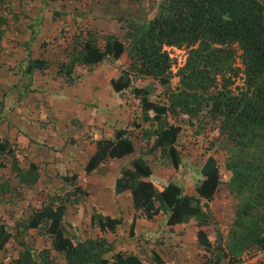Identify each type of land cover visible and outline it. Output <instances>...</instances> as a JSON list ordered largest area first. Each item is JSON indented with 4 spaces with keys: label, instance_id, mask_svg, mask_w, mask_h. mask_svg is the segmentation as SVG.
Masks as SVG:
<instances>
[{
    "label": "trees",
    "instance_id": "1",
    "mask_svg": "<svg viewBox=\"0 0 264 264\" xmlns=\"http://www.w3.org/2000/svg\"><path fill=\"white\" fill-rule=\"evenodd\" d=\"M3 21L0 17V24ZM137 26L138 35L126 43L112 33L99 35V42L89 28L81 29L77 33L80 39L76 37L63 48L56 72L69 83L76 82L74 66L101 61L112 65L124 54V66L108 79L114 92L127 89L135 76L150 77L164 87L176 77L174 86L163 90L162 101L150 100L145 88H130L139 99L143 117L155 123L151 128H139L132 122L148 142L142 153L156 154L160 166L176 169L180 163L176 139L183 125L195 135L210 136L208 146L214 142L223 144L229 153L224 162L231 173L229 183L242 202L234 210L228 251L217 244L215 262L248 264L236 255L264 247V0H157L149 16L134 27ZM165 47L184 50L183 62L176 66ZM33 62L40 68L47 64L42 58ZM133 147V135L127 127L114 129L111 137L94 140V151L84 163V173L89 174L107 158L131 154ZM3 153L8 157L16 186L30 187L38 180V165L28 162L20 166L7 140L0 142V154ZM200 172L203 177L194 187V198L181 195L180 187L152 173L142 157H134L118 169L113 193L128 191L134 209L128 233H133L137 215L150 220L159 213L166 214L165 224L169 226L187 224L192 219L206 223L202 203L212 200L220 179L211 159L202 162ZM75 179L76 174L71 175V193L85 195ZM13 187L9 176L0 179V195ZM199 198L204 201L200 203ZM63 210L64 201L50 196L46 203L30 211L24 223L22 219L14 220L13 227L33 229L44 224V232L50 236V245L59 258L56 264H175L164 261L156 251H151L153 259L147 260L118 250L111 254L110 261L103 257L111 250L104 238L71 240L61 223ZM120 224L119 217L95 211L89 215V225L101 232H114ZM16 233L18 230L12 233L0 221V251ZM196 238L205 239L200 229L196 230ZM19 244L21 248L15 255L9 261L0 259V264H55L48 249L33 255L22 241Z\"/></svg>",
    "mask_w": 264,
    "mask_h": 264
},
{
    "label": "rangeland",
    "instance_id": "2",
    "mask_svg": "<svg viewBox=\"0 0 264 264\" xmlns=\"http://www.w3.org/2000/svg\"><path fill=\"white\" fill-rule=\"evenodd\" d=\"M74 1L73 6H78L79 9L76 12L77 14L70 16L64 13L61 17L63 20L61 29L54 36L49 35L43 40V48H41L40 55L45 58L47 63L45 67L48 66L50 70L53 68L51 71L56 67V62L62 59L63 48L69 45L76 37L80 39L81 36H78L77 33L81 29L89 28L95 33L99 42H101L99 35L102 33H112L124 43L137 36L139 28L134 26L149 16L157 0L133 2L130 0ZM165 49L174 60L176 66L183 62L185 57L184 50L175 47H165ZM124 64L125 55L123 54L112 65L101 61L91 66H74V74L78 77L76 82L72 83H69L64 76L58 73L54 74L55 71H53V74L49 70V72L39 75L37 88H35L37 89V143L41 145L47 154L53 156L57 151L66 153V147L63 148L57 144L52 145L51 139H46L45 143L43 134L53 135L59 133L61 128L66 126L69 127V132L73 133L81 127L83 122L87 124L89 118L94 117L96 114L100 118L101 126L100 128H98V125L93 126L89 133L107 137L108 134L112 136V130L127 127L133 135L134 157L139 156L146 160L150 164L152 171L156 166H159L156 154L146 156L142 153L148 142L142 137L140 130L132 126V122L133 124L136 123L139 128H151L155 126V123L143 117L144 115L138 106L139 99L133 96L130 88H145L148 91L150 100L162 101L163 90L173 87L176 83V77L170 79L168 87L160 86L156 80L150 77H132L127 89H124L121 93L113 94L116 99L121 101L120 106L127 108L124 109L126 110V115H122L119 122H114L113 119H109V116L105 114L108 108L103 106L106 103L105 98H99V94L102 91L98 86L105 88L109 75H112L116 68L118 69ZM97 74H99L98 77ZM25 76L27 77L26 82L22 86V81L17 82L20 76L16 75L14 80H11L14 83V87H12L10 95L4 97L2 92L6 91L5 87L8 85L3 82L5 79L1 80L2 76L0 74V82L2 83V86L0 85L1 122L11 117L13 113L11 108L16 104V93L19 94V97H22L33 89L32 78L26 74ZM40 76L43 78H40ZM88 81H93L97 86L93 90L88 89L86 86ZM8 109H11V111L8 112ZM22 116L25 115L23 114L20 117ZM113 117L114 114H110V118ZM22 131L24 130L22 129ZM28 136L31 137V135ZM67 140H73L72 136ZM210 141V136L195 135L186 125L181 127L176 139V147L183 159V166L189 168L195 164L198 167L205 159H211L212 163L218 167L220 179L218 189L212 200L205 204L202 203L203 210L206 213V223L199 224L198 221L192 219L188 225L185 224L184 229L179 228L177 230L178 233L173 230L167 233L164 230L165 225L163 222L158 225V217H154L151 220L153 225H155L152 236H149L144 227L141 229L140 234L133 236L134 233L131 235L127 234L130 219L126 218V210L124 207L119 206L116 215L122 218V222L115 228L114 232H101L96 227L90 226L89 215L93 211L102 214L110 213V209L106 208L110 206L105 201V198L100 196L101 193L105 194L110 203L120 200L118 195H115L111 189V181L113 177L118 175V169L113 167V162H117V167L119 165L120 168L128 164V157L122 159L107 158L94 171L88 174V176L90 175L88 179L85 181L80 180V187L85 191V195L71 193V188H57L54 180L49 177L48 179L47 177H41L35 194L27 197L30 193L16 186L17 184L12 182L13 177L9 175L10 183L14 187L9 192L4 193V195H0V221L8 225L9 230L13 233L18 230V234L16 233V237L10 239L12 243L9 247L7 246V249L4 248L0 251V259L9 261L12 254H15L21 248L19 241H22V245L28 247L33 255L40 249H48L52 261L55 264L59 262L56 252L50 245V236L44 232V224L33 229H22L21 225L18 228L13 227L14 220L22 219L21 223H24L33 208L39 207L42 203H46L50 196H54L56 201L59 199L64 201L61 223L71 240L75 242L93 237L104 238L111 244V250L103 254V257L110 261L111 254L118 250L125 253H134L138 258L151 260L153 258L150 247H153L164 261L172 260L175 264H216L215 261L218 255L217 244L221 246L224 252L228 251V235L234 210L242 202V199L233 190L234 185L229 183L231 173L224 167V162L229 153L223 144L214 142L208 146ZM91 142L89 141L88 145L92 144ZM81 158L80 156L78 158L80 161L75 164L78 171L81 170L85 159ZM163 172L165 171H155V173L164 177ZM2 177H4V174L0 175V179ZM103 177L106 180L102 181ZM69 193L70 196H68ZM127 210L129 213L131 208ZM110 216L114 217L115 215ZM139 216L137 215V217ZM179 225L181 224H177L178 227ZM197 229L204 233L205 239L199 240L196 238ZM147 237H149L148 241L150 244L142 246L140 241ZM236 258L248 264H264V248L254 247L250 251L238 253Z\"/></svg>",
    "mask_w": 264,
    "mask_h": 264
},
{
    "label": "crops",
    "instance_id": "3",
    "mask_svg": "<svg viewBox=\"0 0 264 264\" xmlns=\"http://www.w3.org/2000/svg\"><path fill=\"white\" fill-rule=\"evenodd\" d=\"M74 2V0H0V17L4 19L0 24V74L2 76L1 80L5 79L3 82L8 85L5 87L6 91L2 92V95L4 97L10 95V91L12 90V87H14V83H12L13 81L11 80H14L16 75L20 76V78L17 79V82L22 81V86L25 85L24 82H26L25 80L27 77L25 74L30 76L33 81V89L30 90V93H27L22 97H19V94L16 93V104L11 108L13 110L11 117L8 113L10 118L4 122L0 121V142L3 140L8 141L9 147L14 151L19 160V165L23 167L26 166L28 162H33L38 165V180L30 187H21L24 191L30 193L27 197L35 194L37 184H40L41 177H47V179L48 177L51 178L54 180V184L57 188L63 189L66 187L71 188L73 186L70 177L71 175L76 174L75 184L81 186L80 180L85 181L90 176L84 173V163L94 151V140L100 138L97 134L92 135L89 133V131L93 129V126L98 125L99 127L96 126L98 128L101 126L100 118L95 114L94 117L89 118L87 124L83 122L81 127L73 133H70L69 127L66 126L61 128L59 133L53 135L43 134L45 137V139H43L44 142L46 139H51L52 145L57 144L60 147H66V153L57 151L55 155H49L41 145L37 143V89L35 88H37V79H39V75L49 72L50 69H48V66L40 68L38 66L39 63L33 62V60L37 58L45 60V58L40 55L41 48H43V40L49 35L54 36L57 31L61 29V24L63 22L61 17L64 13H67L70 16L77 14L76 12H78L79 9L78 6H73ZM53 71H55L54 74L57 73V67H54ZM53 71H51L52 74ZM98 76L99 74H97V77ZM40 78L43 77L40 76ZM1 84L2 83L0 82V85ZM15 84L17 83L15 82ZM86 86L88 89L93 90L97 85H95L93 81H88ZM98 88L102 91L99 94V98H105L106 103L103 104V106L108 108L105 114L109 116V119H113L114 122H119L121 116L126 115V110L124 109L127 108L125 106H120L121 101L116 99L113 94H118L122 91L114 92L111 89L109 82H107L105 88H101L100 86H98ZM11 109H8V112H10ZM112 113L114 114V117L110 118V114ZM23 114L26 117H20ZM22 129L25 132L22 131ZM113 131L114 130H112V132ZM28 135H31V137ZM89 135L91 136L89 137ZM70 136H72L73 140H67ZM107 137H111V135L108 134ZM89 141H92V144L88 145ZM144 150L145 149H143V151ZM133 153L134 147L131 154L123 156L122 158L128 157L129 162L135 156ZM80 156L85 159L82 163L81 170L78 171L75 164L77 161H80L78 159ZM179 159L180 163L176 169L171 165L160 166L158 164L159 166H156L152 171L150 164L146 160L145 162L152 173L156 175H158V173H155V171H165L163 172L164 177L160 175L158 176L180 187L181 195L196 198L197 194L194 191V187L203 177L202 172H200V166L202 163L198 167L193 164V167L190 166L189 168H186V166H183L184 162L180 153ZM113 164V167L117 169L121 168H119V165L117 167V162H113ZM40 173L44 175H41ZM2 174H4V177L10 175L8 157L4 153L0 154V175ZM114 178L115 177H113L111 181L112 190ZM139 178L144 180L147 179L141 176ZM104 180H106V178L103 177L102 181ZM12 182L16 184L15 178H12ZM189 183H191V185H189ZM155 187L161 189V187L157 185H155ZM117 195L120 200L118 202L115 201L110 203L107 197H105V194L101 193L100 196L104 197L105 201L110 206L106 207L110 209V213L107 214L119 217L122 222V218L116 215L119 206H122L126 210V218L131 219L134 214V209L131 206L130 193L125 191ZM203 201V198H199L200 203ZM128 208H131L129 213L127 210ZM154 217H158V225L163 222L165 225L164 230H166L167 233L171 230L178 233L177 230H179V228L184 229V227L191 221L190 220L186 225L181 224L178 227L177 224L171 226L165 224L166 214L159 213ZM152 219L147 220L140 216L134 217L133 236L140 234L143 227L149 236H152L155 227L151 221ZM9 231L12 232L11 230ZM127 234L129 235L128 230ZM148 238L149 237L140 241L142 246L150 244ZM10 239L9 242L6 243L5 249H7V246L9 247L11 245L12 241H10ZM151 251H156V249L150 247V252Z\"/></svg>",
    "mask_w": 264,
    "mask_h": 264
},
{
    "label": "built area",
    "instance_id": "4",
    "mask_svg": "<svg viewBox=\"0 0 264 264\" xmlns=\"http://www.w3.org/2000/svg\"><path fill=\"white\" fill-rule=\"evenodd\" d=\"M264 248V247H263Z\"/></svg>",
    "mask_w": 264,
    "mask_h": 264
}]
</instances>
